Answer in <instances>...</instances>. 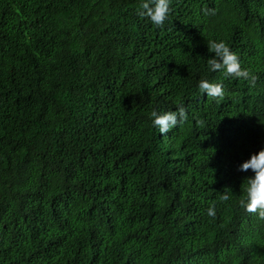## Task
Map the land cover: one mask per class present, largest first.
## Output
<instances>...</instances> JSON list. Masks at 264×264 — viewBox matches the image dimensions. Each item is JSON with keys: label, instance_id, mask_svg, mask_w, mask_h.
Masks as SVG:
<instances>
[{"label": "trees", "instance_id": "obj_1", "mask_svg": "<svg viewBox=\"0 0 264 264\" xmlns=\"http://www.w3.org/2000/svg\"><path fill=\"white\" fill-rule=\"evenodd\" d=\"M141 3L0 0V264H264L239 204L264 148V0H171L163 27ZM210 42L249 78L211 71ZM178 106L159 133L150 113Z\"/></svg>", "mask_w": 264, "mask_h": 264}, {"label": "clouds", "instance_id": "obj_2", "mask_svg": "<svg viewBox=\"0 0 264 264\" xmlns=\"http://www.w3.org/2000/svg\"><path fill=\"white\" fill-rule=\"evenodd\" d=\"M171 0H142L138 9L141 17L147 18L157 27H163L169 18ZM209 50L215 55L208 61L211 71L223 70L224 75L230 78H249V72L242 67L238 55L233 52L224 42H210ZM201 92L207 93L208 97H222L224 88L219 83H212L207 79H202L198 85ZM153 127L159 133L167 134L169 130L182 125L188 119V111L184 107H177L176 110L159 112L153 110L150 113ZM252 170L254 175L250 176L245 188L246 196L239 200V204L246 211L256 214L264 219V148L253 152L248 159L240 165L239 170L247 172ZM227 201L230 195L227 191L220 197ZM209 216H214L216 210L210 206L207 210Z\"/></svg>", "mask_w": 264, "mask_h": 264}]
</instances>
